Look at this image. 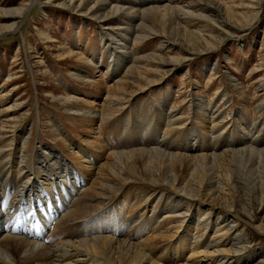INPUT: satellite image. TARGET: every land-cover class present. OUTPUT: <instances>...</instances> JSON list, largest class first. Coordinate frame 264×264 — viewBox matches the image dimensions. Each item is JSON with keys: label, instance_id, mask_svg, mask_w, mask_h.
Wrapping results in <instances>:
<instances>
[{"label": "bare ground", "instance_id": "obj_1", "mask_svg": "<svg viewBox=\"0 0 264 264\" xmlns=\"http://www.w3.org/2000/svg\"><path fill=\"white\" fill-rule=\"evenodd\" d=\"M38 1L30 0L16 8L0 9L3 19H11V23L0 24V38L16 31L21 23V19H18L23 18L29 6ZM147 1L156 5L146 7ZM147 1L140 0L143 3L128 6H110L109 0H55L60 7L75 8L102 22L122 12L131 16L120 36L115 32L101 33L100 46H107L110 57L107 68L111 72L108 76L114 79L120 77L105 93L99 108L101 110L95 111L94 107L82 104L84 99L80 101L72 95L57 98V101H63L70 120L79 122V128L75 125L73 131H85L81 134L85 141L91 138L95 131L92 124L95 126L98 120L102 123L111 121L115 129L105 141H91L87 146L84 140L82 142L70 136L66 132L69 128L65 130L56 118L52 126L57 130L58 145L44 149L31 146L30 139L23 134L26 128L6 135L1 127L7 129L9 124L18 123L19 118L12 113L3 119L4 124L0 125V228H20L37 220L41 225L52 223L50 215L39 212L42 208L39 198H58L60 206H54L58 220L52 230L45 231L47 241L7 234L0 229V264H161L163 260L154 259L155 250L144 244L140 236L152 228H157L162 234L183 229L179 239L176 237L178 242L197 230L201 232L199 237L202 244L190 248L189 252H194L200 246L207 250L206 247L212 245L220 248L214 250L211 257L222 253L217 256L218 260L222 259L226 264H236L244 258L241 255L235 261L230 260L234 257L233 247H238L241 242L248 243L244 234L238 232L235 216L241 218L242 214H246L252 217L251 211L255 210V204L264 203V134L256 135L257 129L264 125V116L259 120L261 125L251 122L252 125L245 124L249 130L244 126L241 128V123L239 126L231 124L232 128L228 129L224 121L218 119V111L212 107L210 113L198 110L193 115L195 121L185 126L168 106L167 100L159 99L153 102V106L146 108L141 101V110H146L141 112V117L138 116L139 112L132 109L133 104L129 103L127 108L131 115L123 116L122 113L120 118L118 115L121 109H125L124 100L128 95L160 80L157 77H164L172 71V66L184 63L186 58L193 56L195 47L205 45L211 48L216 38L222 41L227 37L225 34L221 36L224 32L214 37L183 25L187 16L194 14L188 6L201 0H191L182 6L171 3L159 5L163 0ZM205 2L209 6L213 5L214 10L204 18L226 30L230 28L227 32H236L234 25L243 20V12L238 14L237 8L223 0ZM157 34L165 40L171 39L173 45L179 46V43L186 47L183 48L185 53L180 51L179 57L169 58L160 54L135 57L132 52H128L131 40L137 42ZM78 41L74 44L71 42L72 45L69 42L71 47L79 49L77 52L62 46L59 54L83 61L84 47ZM87 55L94 56L93 53ZM86 76L84 72L72 74V77L83 82L90 80ZM133 78L137 83L130 81ZM92 96L94 99L100 97L95 94ZM93 102L95 106L99 105ZM199 102L203 109V102ZM260 105V109H263L264 103ZM19 106L15 104L7 109L14 111ZM129 123L132 127L126 128ZM196 125L199 126L198 131ZM189 140H193L194 144H189ZM196 142L200 143L199 146L195 145ZM211 142L214 151L219 152H205ZM154 144L158 146L153 147ZM76 148L77 153L74 151ZM194 150L201 152H186ZM61 153H65V157ZM92 154L97 156L93 157ZM100 155L107 159L101 165L100 160L98 162ZM84 162L88 164L80 169ZM85 169L88 177L84 174ZM91 170L94 179L89 173ZM137 181H147L160 187L167 185L172 191L168 197L139 192V188H135ZM132 190L135 192L131 196ZM169 198L177 200L176 204ZM191 199L195 201V206L191 204ZM48 207L52 208L51 204ZM233 210L238 211L236 215L230 213ZM159 212L165 215L173 212V215L158 222ZM137 221L139 223L135 224ZM129 224L131 227L126 230ZM168 227L169 230L165 232ZM257 227L262 230L264 224ZM174 248L171 250L176 255L184 249V245ZM203 250L201 248L191 253L189 261L184 257L175 264H201L202 257L207 256V251ZM256 253H259L257 257H262L264 249Z\"/></svg>", "mask_w": 264, "mask_h": 264}, {"label": "rangeland", "instance_id": "obj_2", "mask_svg": "<svg viewBox=\"0 0 264 264\" xmlns=\"http://www.w3.org/2000/svg\"><path fill=\"white\" fill-rule=\"evenodd\" d=\"M29 1L0 0V9L8 10L16 8ZM205 1L201 0L196 4L188 6V9L194 14L204 16L191 14V16H187L188 19L184 23L182 22L183 25L190 30H197L205 35H213L214 37H219V34L221 35L224 32L221 36L225 34L227 37L222 41L221 39L216 40L218 39L216 38L211 48L205 45L195 47L196 51H193V56L186 58L183 61L184 63L172 66V71L164 75V77H157L160 80L147 84L142 90L136 91L133 95H128L124 100L125 109H121V113L118 115L120 118L122 117V113L123 116L131 115H129V109L127 108L129 103L133 104L132 109L136 110L137 113L139 112L138 116L141 117V114L146 111L145 109L141 110V101L144 102L146 108L153 106V102L156 103L162 99H166L168 106L177 114V117L181 119L182 124L185 126H189L195 121L193 115L198 110L210 113L212 107L214 110L216 109V112L218 111V119L224 121L225 127L228 129L232 128L231 124L233 126L234 123L237 126L241 123L240 127L243 128L244 126L248 130L247 126L251 123L261 125L259 120L263 119L264 116V108L260 109V104L264 103V0H223L237 8L238 14L244 13L242 17L243 22L239 21L238 24L235 23L236 32L233 33L227 32L231 30L230 28L226 30L219 27L213 21L204 18L212 14L214 10L212 8L214 6L207 5ZM190 2L191 0H163L159 5L164 6L171 3L170 5L182 6ZM132 3L139 4L143 2H140V0H109L110 6H123L124 4L128 6ZM152 5L156 4L147 1L145 6ZM68 8L58 6L55 0H39L34 5L31 4L29 6L23 18L18 19H21V23L16 31L6 33V35L0 38V89H2L0 92V125L2 126L4 124L3 119L10 117L12 113L19 118L18 123L9 124L7 129L1 127L3 129L1 131L6 132V135H11L15 131L26 128V132L24 131L23 134L25 138L30 139L33 148L38 146V148L43 147L46 149L45 147L47 146L54 147L58 145L59 137L57 136V130L52 126L53 119L56 120V118L62 127L69 128L66 132L75 140H84L85 137L81 134L85 133V131L79 132L76 129L73 131L75 125L76 128H79V122L70 120L71 118L67 114L63 101H57V98L63 95H72L80 101L84 99L82 104L94 107L95 111H100V104L105 98L108 88L110 85H114L120 78L118 76L119 78L114 79L108 76L111 72L107 68L108 59L110 58L109 51L107 46L103 47L105 49L100 46L102 45L100 37L101 33L108 34L109 32H115L120 36V32L122 33L125 29L124 27H127L126 21L131 16L128 13L122 12L111 20L102 22L90 14L85 15L75 8ZM8 23H11V19L9 20L8 17L3 19V14H0V24ZM76 40H79L78 42L81 47H84L83 61L78 60L77 57H64L59 54L61 53L59 48L62 46L71 49L73 52H77L79 49L76 46L71 47L69 45V42L72 45L71 42L74 44ZM172 42L171 39L165 40L164 37L157 34L143 40L140 39L137 42L131 40L127 49L135 57L160 54L170 58L179 57L181 52L185 53L186 50L184 51L183 48L185 49L186 47H183L179 43L177 44L179 46L173 45ZM90 53H93L94 56L87 55ZM77 70L78 72L86 73L88 75L86 77L90 78V80L83 82L72 77L73 72L78 73ZM127 80L129 79L127 78ZM130 81L134 82L136 80L133 78ZM92 94L100 97L94 99L95 97ZM199 100L203 102V109ZM93 101L98 102L99 105L95 106ZM15 104H19L20 106L14 111L7 109ZM94 125L92 124V127H94L95 131L91 135V138L87 141L84 140L85 145L88 143L87 146L92 143L91 141H105L108 134H113V130L115 129L114 123L111 121H108V123L104 121L102 123L98 120ZM183 125H181L182 128L185 127ZM131 127L132 124L130 123L126 126V128ZM196 128L198 131L199 126L196 125ZM82 130L84 129L82 128ZM257 134L260 136L264 134V125H262V128L257 129ZM84 136L86 135L84 134ZM81 137L83 138L81 139ZM188 143L194 144V141L189 140ZM199 144L198 142L195 143L197 146ZM152 146L157 147L158 145L154 144ZM208 147L210 148L205 152L212 153L214 151L213 143H208ZM74 151L77 153V148ZM186 152L194 154L201 151ZM92 156L96 157L97 154H92ZM99 160V165H101L107 159L100 155L98 162ZM87 164L88 162H84V166H81L80 169L86 167ZM74 166L78 168V166ZM89 173L94 179L92 170ZM84 174L88 177L86 169ZM136 183L138 184L135 188H139V192L155 196L168 197L172 191L167 185L160 187L147 181H137ZM134 192L135 190H132L131 196ZM169 199V201H175L173 203L176 204L177 200H173V198ZM190 202L195 206L193 199ZM254 209V211H251L252 217L246 214H242L241 218L235 216L238 222V232L244 234L246 237L244 238L248 241L245 244L241 242L240 244L243 245L239 244L238 247L236 246L232 248L233 250L231 249L234 256L230 259L231 261H235L238 256H244V260L241 259L236 264H257L258 262L264 264V253L262 257H257L259 253H256L261 248L264 249V229L259 230V227H257L264 224V203L263 205L259 203L255 204ZM237 212L234 210L230 211L232 215ZM165 214L159 212L158 222L163 221L164 217L172 216L173 212ZM134 223L137 224L139 221ZM130 225L126 230L130 229ZM168 230L169 227L168 229L166 228L165 232ZM182 231L183 229L179 230V232H166L162 234L158 232L157 228H152L151 231L150 229L147 231L148 234L146 232L143 235L140 234V236L144 244L149 245V248L155 250L156 255L154 259L157 258L156 261L161 259L163 260L160 262L161 264H175L180 262L184 257L185 260L189 261L188 257L192 256L191 253H196L201 248L202 250L205 249V247L200 246L194 252H189L192 248L202 244L201 237H199V233L201 232L193 230L190 232V235L181 238L180 242H178L179 234ZM141 239L139 238L138 240ZM179 243L182 246H179ZM183 245L184 249L174 255V250H171V248L174 246V249H177L183 247ZM206 248L207 250L203 251H207L205 253L207 256L202 257L201 264H224L226 262H222L221 257L219 259L222 261L218 260L219 255L222 253H216L211 257L212 252L220 248V246L209 245ZM149 252L151 251L149 250Z\"/></svg>", "mask_w": 264, "mask_h": 264}]
</instances>
